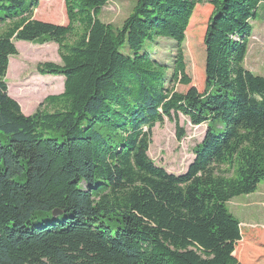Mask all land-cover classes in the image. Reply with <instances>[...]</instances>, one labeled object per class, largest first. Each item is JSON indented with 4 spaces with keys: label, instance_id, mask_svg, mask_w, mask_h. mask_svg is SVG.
Returning <instances> with one entry per match:
<instances>
[{
    "label": "trees",
    "instance_id": "16d2710c",
    "mask_svg": "<svg viewBox=\"0 0 264 264\" xmlns=\"http://www.w3.org/2000/svg\"><path fill=\"white\" fill-rule=\"evenodd\" d=\"M107 1L63 0L60 25L0 0V264H247L264 244L226 205L264 182V76L244 66L261 0H134L119 27L99 19ZM202 4L199 90L185 43ZM155 38L169 65L144 51ZM16 41H52L61 61L37 64L63 90L29 115L5 80ZM179 115L206 129L176 175L147 152L165 118L181 139Z\"/></svg>",
    "mask_w": 264,
    "mask_h": 264
},
{
    "label": "rangeland",
    "instance_id": "374dc122",
    "mask_svg": "<svg viewBox=\"0 0 264 264\" xmlns=\"http://www.w3.org/2000/svg\"><path fill=\"white\" fill-rule=\"evenodd\" d=\"M37 2V7L32 11L33 18L54 24H66L63 0H37ZM133 5L134 0H108L107 4L101 8L99 19L103 23L119 27ZM262 10H264V5L259 7L257 16L251 21L252 34L248 50L249 56L255 51L263 58V61L256 64L258 70L255 71L258 75L264 73V16L261 15ZM210 11L211 8L207 4L197 7L194 13L196 18L192 19L191 26L186 33V59L191 67L189 86L194 85L199 90L203 87V74L199 68L202 59L200 44ZM193 38L196 52L190 48V41L192 43ZM172 44L173 42L166 38H155L153 41L146 42L143 49L154 55L160 62L169 65L171 55L174 53ZM253 45L262 47L260 50L256 48L252 50ZM15 46L18 53L9 58V69H7L5 80L10 97L19 103L24 115H29L47 95L59 94L63 90V77L39 74L37 64L42 62L59 64L61 61L57 45L52 41H16ZM122 50L125 51L126 48ZM189 86L176 85V88L184 91ZM177 124L184 133L181 139H177L174 121L165 118L162 124L156 123L151 129V143L147 152L149 158L157 166L176 175L186 171L193 159V149L202 141L206 129L205 124L191 125L189 120L182 115L178 116ZM226 206L240 222L242 231L248 233V238L254 241L257 238L260 243L264 244V182H260L253 193L232 198ZM244 262L264 264V252L262 251V254L249 252Z\"/></svg>",
    "mask_w": 264,
    "mask_h": 264
},
{
    "label": "crops",
    "instance_id": "0c3cea01",
    "mask_svg": "<svg viewBox=\"0 0 264 264\" xmlns=\"http://www.w3.org/2000/svg\"><path fill=\"white\" fill-rule=\"evenodd\" d=\"M264 5V0L260 1L259 7ZM258 7V9H259ZM258 13V10H257ZM261 15L264 16V10L261 11ZM251 37V36H250ZM250 41V38H249ZM262 46L259 45H253L252 50L253 49H261ZM248 50H249V42H248V49H247V53L244 59V63H245V68L249 71H251L253 74H257V72L255 71L258 67L256 66V64H258L259 62L263 61V58L259 55V53H255V51H253V53H250V56L248 55ZM255 66V67H254ZM258 70V69H257ZM261 76H264V73L259 74Z\"/></svg>",
    "mask_w": 264,
    "mask_h": 264
},
{
    "label": "water",
    "instance_id": "95a60500",
    "mask_svg": "<svg viewBox=\"0 0 264 264\" xmlns=\"http://www.w3.org/2000/svg\"><path fill=\"white\" fill-rule=\"evenodd\" d=\"M60 214V212L58 211H54V215Z\"/></svg>",
    "mask_w": 264,
    "mask_h": 264
},
{
    "label": "bare ground",
    "instance_id": "6f19581e",
    "mask_svg": "<svg viewBox=\"0 0 264 264\" xmlns=\"http://www.w3.org/2000/svg\"><path fill=\"white\" fill-rule=\"evenodd\" d=\"M8 69H9V67H8Z\"/></svg>",
    "mask_w": 264,
    "mask_h": 264
}]
</instances>
